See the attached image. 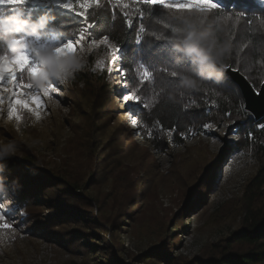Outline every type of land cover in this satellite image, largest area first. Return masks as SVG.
I'll use <instances>...</instances> for the list:
<instances>
[{"label":"rangeland","instance_id":"obj_1","mask_svg":"<svg viewBox=\"0 0 264 264\" xmlns=\"http://www.w3.org/2000/svg\"><path fill=\"white\" fill-rule=\"evenodd\" d=\"M66 2L76 7V0ZM214 2L217 8L205 17L204 27L231 44L228 61L246 77H255L258 90L263 81L258 75L264 71V0H254L252 12L226 10L219 0ZM24 8L26 18L35 20L40 13L52 18L48 29L55 31L32 43L56 47L66 37L75 38L78 28L87 26L85 20L94 23L100 15L128 28L131 21L136 39L142 41L135 40L132 75L121 50L115 68L123 75L108 71L113 60L108 46L88 47L89 40L78 46L82 70L69 84L57 83L51 97H43L39 120L23 111L19 121L9 122L8 94L0 93L5 97L0 138L16 140L21 149L5 161L0 213L6 216L0 223L12 227L0 230L10 237L9 246L0 249V264H104L109 256L97 252L107 246L96 241L99 248L87 245L96 222L118 228L111 240L115 250L122 245L115 252L118 264H139L141 256L156 250L188 260L213 256L214 246H222L239 227L247 185L262 161L246 131L244 117L249 114L238 88L228 79L206 85L197 93L195 128L181 145L167 146L148 124L142 134L135 132L132 121H139L153 103L150 82L140 84L138 64L153 71L146 48L160 41L150 33L181 26L172 11L141 0H100L84 18L48 0H28ZM7 11L0 7V16ZM92 32L102 38L97 24ZM5 53L0 45V55ZM97 61L104 62L102 70ZM133 92L139 93L140 102L123 99ZM208 92L225 101L229 114L205 110ZM206 123L213 127L205 129ZM173 226L175 244L166 250L161 242L172 241L164 235Z\"/></svg>","mask_w":264,"mask_h":264},{"label":"trees","instance_id":"obj_2","mask_svg":"<svg viewBox=\"0 0 264 264\" xmlns=\"http://www.w3.org/2000/svg\"><path fill=\"white\" fill-rule=\"evenodd\" d=\"M219 2L223 4L226 10L252 12L256 9L254 0H219ZM40 15L43 14L40 13ZM49 24L51 25L50 22ZM94 24H97L98 32L102 36L105 34L108 35L110 37V43L115 44L124 53L127 71L132 75L135 72L132 68V55L136 46L135 28L114 25L109 18L101 15L95 18ZM170 34L171 31H165L163 35ZM146 50H149L151 53V57L148 56L149 60L155 63L153 65L155 84L148 83V90H152L153 93V103L147 110L143 111L141 119L134 125L135 132L142 134L144 129L148 127V124L154 133L163 137V143L165 145L169 146L174 144L179 146L197 124L195 108L197 107L198 92H183V90L177 88V80L175 78L168 76L164 71H160L162 68L176 71H185L188 69L186 63L182 65H175L173 63L174 53L166 43L160 41L158 45H154L152 42L150 46H147ZM234 64L233 61L227 62V66H231L233 69H235ZM262 65L264 66V63ZM258 77L263 78L264 81L263 70L260 71ZM246 79L252 86L254 81H256L255 77L252 76H248ZM169 91H175L177 93L176 103L167 100V93ZM209 98L207 107H204L208 113L218 112L229 114L230 111L227 109L225 101L221 100L219 96L212 97L211 93H209ZM244 121L246 123L248 137L251 138L254 150L261 157L262 161L255 175L247 185L244 196L245 201L241 206L239 227L229 237L223 240L222 246H214L213 256L210 255L208 258L194 257L188 260L181 255L171 257L168 255V258L166 256L168 253H164V250L161 248L163 250L161 252L156 250L150 253L149 256H141L139 264H264V129L260 127V125H264V117L255 121L249 115H245ZM148 140L150 144H154L153 140ZM50 194L53 196L56 195L53 191ZM81 203L87 204L85 201H81ZM130 206H138V204L135 203ZM198 214L197 211L196 216ZM171 229L173 231L165 234L164 238L166 240L172 239V241L169 243L161 242L162 246L166 247V250H172V246L175 244V241H173L175 238L173 237V232L177 227L173 226ZM117 232L118 228L113 223L110 224V227H105V224L101 225L99 222H96L90 233H88L90 235V242L87 245L90 249L99 248L94 244L95 241L107 246L97 252V254L102 252L104 256H109L104 264H118L114 258L116 255L115 252L120 250L122 245L115 250V246L111 241L112 238L114 239L118 236ZM102 234L107 236L101 237ZM98 264L101 263L98 262Z\"/></svg>","mask_w":264,"mask_h":264},{"label":"clouds","instance_id":"obj_3","mask_svg":"<svg viewBox=\"0 0 264 264\" xmlns=\"http://www.w3.org/2000/svg\"><path fill=\"white\" fill-rule=\"evenodd\" d=\"M3 7L7 13L0 16V45L6 49L0 59V70L9 66L8 57L23 59L20 53L32 49L34 58L42 65L38 75L30 77L34 88L42 90L52 81L67 85L75 74L82 70L83 60L80 54L57 58L55 51H35L32 41L46 34L54 35V28L48 29L52 18L41 15L35 20L25 17L24 0H9ZM171 15L179 21V27H172L170 35L150 33L156 41L166 43L174 53L175 65L187 64L185 71H170L177 80V88L183 92H199L206 85H221L228 79L227 61L231 53V44L219 40L217 34L204 27L207 14L199 10L172 11ZM47 29V32H46ZM182 94V93H181ZM167 100L177 102V93L169 91ZM11 122V120L9 121ZM20 145L14 139L0 138V195L6 194L5 161L19 152ZM239 166V165H238ZM10 237L0 235V249L9 246Z\"/></svg>","mask_w":264,"mask_h":264},{"label":"snow or ice","instance_id":"obj_4","mask_svg":"<svg viewBox=\"0 0 264 264\" xmlns=\"http://www.w3.org/2000/svg\"><path fill=\"white\" fill-rule=\"evenodd\" d=\"M28 0H24V5ZM49 3L61 9H67L69 12H74L76 17L84 18L86 17L87 10L93 4L100 5V0H76V7L74 8L72 3L66 2V0H48ZM122 0H116V3H121ZM9 3V0H0V7H3ZM143 5L155 7L160 6L168 11H192L199 10L205 12L207 15L211 14L214 9L217 8V3L214 0H141ZM151 8L149 9V11ZM143 15L141 9H137ZM86 27L78 28V35L75 38H64L62 43H59L56 47H48L44 44H39L33 42V49L35 51H49L53 50L56 53L57 58H62L68 55H76L77 48L83 47L84 42L89 40L90 43L88 47H93L97 44L108 46L109 54L113 56L112 66L109 67L108 71L111 73L116 70L119 74H126L122 69H116L115 64L120 58V49H117L115 44L110 43V37L108 35H103L102 38L96 36L92 29L95 24L92 22H87ZM128 26H131V21H127ZM165 27H168L165 25ZM140 33L145 32L143 26L139 29ZM39 41V38L36 39ZM141 38L137 37L136 43H141ZM31 53V55L29 54ZM23 59H17V57H8L9 66L7 69L0 70V93H7V117L19 121L21 119V113L27 111L32 113L37 120L40 119L39 112L42 108L43 97H51L52 92L57 91L58 84L56 81H52L46 85L42 90L36 89L30 82V77L38 75L42 65L34 58L33 50L29 49L20 53ZM3 55H0V59H3ZM103 61H97L98 66L102 65ZM138 71L140 76V84L144 85L147 82L155 84L154 73L152 70L146 68L143 64H138ZM164 71L168 76L172 77L169 73L176 70L160 69ZM173 78V77H172ZM125 100H132L135 102H140V95L138 92H133L130 94H125L123 96ZM5 97L0 95V104H3ZM31 105H35L32 107ZM147 107V105H145ZM132 123L136 125L137 121L133 120ZM205 129H211L213 125L211 123H206L203 125ZM264 129V125H260ZM151 135V133H149ZM6 214L0 213V221L5 219ZM12 227L10 223H0V230H8Z\"/></svg>","mask_w":264,"mask_h":264},{"label":"water","instance_id":"obj_5","mask_svg":"<svg viewBox=\"0 0 264 264\" xmlns=\"http://www.w3.org/2000/svg\"><path fill=\"white\" fill-rule=\"evenodd\" d=\"M226 74L241 94L244 111L255 121L262 119L264 117V81L259 89L255 90L246 77L231 66L226 67Z\"/></svg>","mask_w":264,"mask_h":264}]
</instances>
